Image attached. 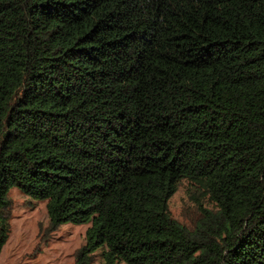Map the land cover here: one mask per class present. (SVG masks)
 Listing matches in <instances>:
<instances>
[{"label": "trees", "instance_id": "trees-1", "mask_svg": "<svg viewBox=\"0 0 264 264\" xmlns=\"http://www.w3.org/2000/svg\"><path fill=\"white\" fill-rule=\"evenodd\" d=\"M10 187L73 264H264V0H0V248Z\"/></svg>", "mask_w": 264, "mask_h": 264}, {"label": "rangeland", "instance_id": "rangeland-1", "mask_svg": "<svg viewBox=\"0 0 264 264\" xmlns=\"http://www.w3.org/2000/svg\"><path fill=\"white\" fill-rule=\"evenodd\" d=\"M193 192V187L180 179L167 200L170 216L185 225L196 215L190 199ZM8 196L10 229L0 248V264H73L74 251L83 243L89 222L62 223L41 241L40 231L47 221L45 200L30 198L15 187L9 188ZM100 260L96 251L90 264H101Z\"/></svg>", "mask_w": 264, "mask_h": 264}]
</instances>
